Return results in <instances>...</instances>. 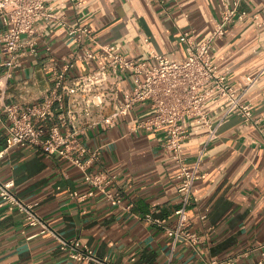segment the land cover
<instances>
[{
	"label": "crops",
	"instance_id": "crops-1",
	"mask_svg": "<svg viewBox=\"0 0 264 264\" xmlns=\"http://www.w3.org/2000/svg\"><path fill=\"white\" fill-rule=\"evenodd\" d=\"M75 8L69 0H47L58 16L69 24L77 20L89 26L100 44H113L128 58L145 60L151 49L177 61L185 57L183 33L193 31L197 41L213 29L220 12L234 0H80ZM242 8L257 19L232 23L225 36L214 44L212 60L237 90L241 76L263 71L260 81L245 97L252 103L253 121L231 115L218 129L202 159L200 176L193 193L197 202L189 211L190 229L201 238L193 247L180 241L172 249L171 238L162 228L143 221L148 214L174 225V212L180 205L179 167L163 148L166 133L130 134L137 120L151 116L147 102L112 130L89 119L74 122L79 138L90 148H101L93 171L116 175L113 190L122 193L116 205L95 191L82 173L57 156H46L40 149H6V128L0 122V181H14L12 191L18 199L33 205L48 226H29L24 213L0 207V264H77L59 250L56 233L78 240L108 257L116 264H207L209 258L239 255L238 264H256L258 248L264 244V0H244ZM36 52L25 50L16 67H6L9 57L0 39V114L8 103L39 102L53 85V70L71 60L77 43L65 29L42 20ZM0 20V37L3 32ZM98 45L88 43L89 50ZM102 61L77 63L73 75L86 74ZM10 72L11 76L7 73ZM130 75L121 82V92L129 91ZM227 101L212 97L206 103L209 118L215 124L224 115ZM108 115L112 108L94 110ZM188 137L183 156L195 161L206 138L199 124L186 121ZM203 175V176H201ZM77 193V197L71 194ZM130 206V209H125ZM208 209L206 221L200 212ZM247 253V256L244 254Z\"/></svg>",
	"mask_w": 264,
	"mask_h": 264
},
{
	"label": "built area",
	"instance_id": "built-area-1",
	"mask_svg": "<svg viewBox=\"0 0 264 264\" xmlns=\"http://www.w3.org/2000/svg\"><path fill=\"white\" fill-rule=\"evenodd\" d=\"M75 8L82 5L80 0H69ZM159 1V0H152ZM244 0H234L232 6L225 7L209 33L203 40L197 41L193 31L185 32L180 42L185 47V57L174 61L151 49L150 39L143 36V42L149 49L148 58H128L113 44L97 43L89 26L80 19L69 24L64 17L58 16L47 4V0H0V20L3 24L1 43L3 52L9 57L6 67L19 65L18 59L29 49L36 52L40 37L38 24L45 20L65 29L66 34L77 43V49L71 60L53 70V85L43 98L32 104L8 103L2 107L0 122L6 128V149L29 147L40 149L46 156H57L75 166L84 180L92 187L87 195L98 191L107 200L121 205L122 193L111 188L116 175L109 172L93 171L91 168L100 157L101 148L90 149L78 136L74 122L80 118L92 121V126L100 125L107 130L115 128L122 119L127 118L135 107L147 102L151 116L137 120L130 127V134L140 132L166 133L163 148L172 156L179 167L180 185L178 193L180 205L175 210L174 225L169 226L152 213L141 219L162 228L172 241L175 250L180 241L195 247L201 242L199 234L189 226L188 213L197 202L193 187L200 176L202 159L208 146L217 139L219 127L229 116L236 115L245 122L253 121L252 103L245 101L246 95L256 87L263 71L241 76L242 87L237 90L225 76L219 72L213 62L211 52L214 44L221 40L228 27L235 21L257 19L242 8ZM88 43L98 45L95 51L85 47ZM102 63L86 74L73 75L77 63ZM11 76V73H7ZM130 75L132 85L129 91L121 92L122 79ZM217 97L227 101L224 115L213 123L206 110L209 98ZM111 107L108 115L96 114ZM186 121L199 124L205 130V142L194 162L189 163L183 156L184 142L188 137ZM264 133V131H263ZM4 151L0 152V160ZM203 176V175H201ZM14 181H0V207L19 210L24 213L29 226L40 225L42 233L49 230L41 217L28 205L16 197L12 188ZM77 197V193L71 194ZM125 209H130L128 206ZM200 220L206 221L208 209L200 212ZM58 239L59 250L77 264H116L108 257H99L95 250L78 240H68L53 233ZM256 264H264V244L259 248ZM247 256V253L244 254ZM239 255L226 258L212 257L207 264H238ZM171 264V263H170Z\"/></svg>",
	"mask_w": 264,
	"mask_h": 264
}]
</instances>
